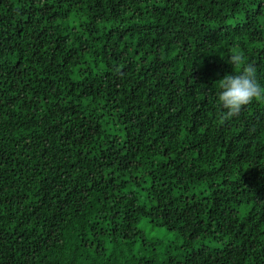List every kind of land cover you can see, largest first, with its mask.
I'll return each instance as SVG.
<instances>
[{
	"label": "trees",
	"instance_id": "16d2710c",
	"mask_svg": "<svg viewBox=\"0 0 264 264\" xmlns=\"http://www.w3.org/2000/svg\"><path fill=\"white\" fill-rule=\"evenodd\" d=\"M264 0H0V264H264Z\"/></svg>",
	"mask_w": 264,
	"mask_h": 264
},
{
	"label": "clouds",
	"instance_id": "9594fccd",
	"mask_svg": "<svg viewBox=\"0 0 264 264\" xmlns=\"http://www.w3.org/2000/svg\"><path fill=\"white\" fill-rule=\"evenodd\" d=\"M226 62L236 70L217 81L216 103L225 118L238 114L253 101L264 100V84H261L251 64L244 61L239 52L227 57Z\"/></svg>",
	"mask_w": 264,
	"mask_h": 264
}]
</instances>
